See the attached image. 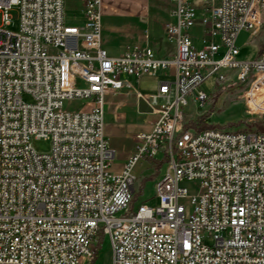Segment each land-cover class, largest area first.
<instances>
[{
  "label": "built area",
  "instance_id": "2783aa9c",
  "mask_svg": "<svg viewBox=\"0 0 264 264\" xmlns=\"http://www.w3.org/2000/svg\"><path fill=\"white\" fill-rule=\"evenodd\" d=\"M79 2L82 21L70 24L64 0H0V264H89L99 234L108 236L111 264H264V45L253 60L239 61L235 44L242 29L253 35L264 24V0H210L200 18L192 0H173L175 20L164 29L176 49L168 58L150 48L108 56L99 43L101 0ZM197 23L221 44L194 47L188 31ZM220 46L224 53L213 60ZM170 66L172 79L159 82L157 95L139 93L124 78ZM213 74L240 85L262 129L245 136L214 124L184 129V107H203L201 85ZM125 89L156 119L114 171L105 96ZM170 91L171 100L154 106ZM65 100L91 105L69 111ZM31 138L48 139L49 151H36ZM160 152L167 167L154 184L158 204L130 208L134 166ZM183 180L199 183L187 198L188 216Z\"/></svg>",
  "mask_w": 264,
  "mask_h": 264
},
{
  "label": "crops",
  "instance_id": "0c3cea01",
  "mask_svg": "<svg viewBox=\"0 0 264 264\" xmlns=\"http://www.w3.org/2000/svg\"><path fill=\"white\" fill-rule=\"evenodd\" d=\"M209 1L192 0L198 18L208 14ZM77 6L78 17L74 24H79L82 21L79 0H77ZM173 9V0H101L100 46L105 49L107 55L110 57L118 56L127 49L142 48L152 49L155 57L158 58L171 57L175 53L176 45L174 40L167 37L164 24L174 22ZM207 28V26L200 23L190 28L188 32L194 47H196V37L190 31L197 29L201 33L203 41L207 37L212 40L214 36H210L207 33ZM173 73L174 67L170 66L159 70L154 75H143L139 78L125 76L124 78L139 93L153 96L157 95L159 82L163 80L170 81ZM146 82L153 83V88L148 87ZM172 97L173 93L170 91L167 95H158L156 100L160 99V104H162L171 100ZM86 103H88V107L91 105L88 101ZM106 103L109 105V109L106 120H104L103 114V130L114 152L112 169L119 171L129 156L135 151L136 134L150 131L156 115L150 112L154 118L148 124L128 121V115L135 114V108L137 109V98L133 92L127 89L117 94H107L105 96ZM193 114H191V117L189 116L190 118L187 119V122L192 120Z\"/></svg>",
  "mask_w": 264,
  "mask_h": 264
},
{
  "label": "rangeland",
  "instance_id": "374dc122",
  "mask_svg": "<svg viewBox=\"0 0 264 264\" xmlns=\"http://www.w3.org/2000/svg\"><path fill=\"white\" fill-rule=\"evenodd\" d=\"M12 24L9 29H17L18 14L16 9L11 11ZM78 17L77 0H64V18L66 23L74 24ZM264 21V18H263ZM191 34L196 37V48L199 49L204 45L202 36L197 29H192ZM213 42L221 44V40L218 35L213 37ZM211 41L209 37L205 42ZM235 44L238 47L239 54L236 59L239 61L253 60L259 53L262 45L264 44V24L256 34H250V30L242 29L236 39ZM224 53V47L214 53L213 60H218ZM223 73L227 76L233 74L231 69H224ZM147 86L153 88V83L146 82ZM201 88L208 94L207 100L204 102L203 107L196 112V106L189 102L183 109V113L186 118H190L193 114L192 120L196 119L200 115L206 113L207 123L214 124L218 128L226 131H238V130H255L254 126H248V123L259 122L253 120L249 106L242 98V90L238 83L227 85L225 82H220L216 79V75L209 76ZM143 90V89H139ZM152 100V99H151ZM153 101V100H152ZM161 100L157 99L154 102V106H159ZM88 103L84 100H73L71 102L63 101V109L74 111L80 109H86ZM109 105L107 103L104 106V120L107 119V111ZM211 109V111H209ZM196 112V113H195ZM190 116V117H189ZM154 116L151 113H139L135 108V114L128 115V121H137L141 124H148ZM103 120V122H104ZM262 125L259 123V130L262 129ZM31 146L38 152H48L50 149V141L43 138H31ZM167 167V156L164 152H160L153 160H149L146 157L140 159L133 168L135 175L134 194L133 200L130 203V208H135L140 203H145L148 206H156L158 199L155 195L154 184L158 181ZM180 186L186 189L185 198L181 199V202L185 205L186 216L191 212V207L188 203V196L197 192L199 183L197 180H183L180 182ZM129 215V213H126ZM207 243L210 242L209 238H205ZM96 255L89 264H111V247L108 236L99 234L96 241Z\"/></svg>",
  "mask_w": 264,
  "mask_h": 264
},
{
  "label": "trees",
  "instance_id": "16d2710c",
  "mask_svg": "<svg viewBox=\"0 0 264 264\" xmlns=\"http://www.w3.org/2000/svg\"><path fill=\"white\" fill-rule=\"evenodd\" d=\"M209 111H211V109ZM207 116H208V114L204 113V114L200 115L199 117H197L195 120L188 121L184 125V129L193 128V129L198 130V129H202V128H205L207 126H210L211 124L207 123ZM248 126H250V127L254 126L255 129H258L259 128V122L248 123Z\"/></svg>",
  "mask_w": 264,
  "mask_h": 264
},
{
  "label": "water",
  "instance_id": "95a60500",
  "mask_svg": "<svg viewBox=\"0 0 264 264\" xmlns=\"http://www.w3.org/2000/svg\"><path fill=\"white\" fill-rule=\"evenodd\" d=\"M137 109L139 112H152V108L141 97L137 100Z\"/></svg>",
  "mask_w": 264,
  "mask_h": 264
},
{
  "label": "bare ground",
  "instance_id": "6f19581e",
  "mask_svg": "<svg viewBox=\"0 0 264 264\" xmlns=\"http://www.w3.org/2000/svg\"><path fill=\"white\" fill-rule=\"evenodd\" d=\"M264 18V8L261 9L260 20L263 21ZM230 136H245V130L229 131Z\"/></svg>",
  "mask_w": 264,
  "mask_h": 264
}]
</instances>
